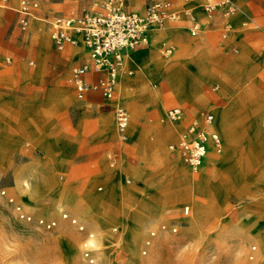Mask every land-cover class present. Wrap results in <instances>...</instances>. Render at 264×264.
Masks as SVG:
<instances>
[{
    "label": "rangeland",
    "instance_id": "374dc122",
    "mask_svg": "<svg viewBox=\"0 0 264 264\" xmlns=\"http://www.w3.org/2000/svg\"><path fill=\"white\" fill-rule=\"evenodd\" d=\"M97 1L37 0L34 17L22 29L20 0H0V264H89L85 241L95 264H264V61L247 67L241 55L247 43L264 51V6L255 12L239 3L238 12L225 18L238 21L236 26L223 35L221 22L209 21L205 39L191 45L188 40L203 34L202 19L209 18L199 16L189 35V4L167 0L179 11L175 23L182 27H158L153 42L132 49H153L162 70L128 52L117 72L109 103L130 110L134 147L125 148L100 90L74 96L67 78L76 59L62 57L49 38L53 16L80 15ZM150 1L124 3L143 8ZM163 36L179 40L168 38V56L155 48ZM186 60L211 77L203 87L199 78L186 77ZM165 80L182 88L184 103L156 97L152 84ZM186 101L197 114L219 106L223 150L195 169L165 152L172 131L164 112ZM106 112L112 134L98 120ZM124 165L133 171L115 176ZM102 167L115 177L102 179Z\"/></svg>",
    "mask_w": 264,
    "mask_h": 264
},
{
    "label": "built area",
    "instance_id": "2783aa9c",
    "mask_svg": "<svg viewBox=\"0 0 264 264\" xmlns=\"http://www.w3.org/2000/svg\"><path fill=\"white\" fill-rule=\"evenodd\" d=\"M197 1L208 16L220 13L227 17L238 9L237 0ZM37 5V0H20L18 12L21 14L22 29L27 26L28 18ZM179 15V11L174 9L167 0H152L141 11L130 9L125 5L124 0H98L97 7L92 11L76 16L54 17L51 21L50 33L53 46L62 50L67 44L82 43L87 54L82 63L71 69L69 82L75 89L76 97L81 99L87 91L97 88L104 98L112 99L115 95L117 70L121 64L124 49L148 43L152 26L163 27L168 23H175ZM186 15L192 20L189 31L194 34L199 26L198 19L193 16L192 9ZM223 29L224 35L229 30L227 22L223 24ZM165 51H170V47H167ZM89 72L100 74L95 83L87 79L86 75ZM113 111L118 135L122 141L126 142L129 114L119 103L113 104ZM182 116L183 112L179 107H172L166 110L164 119L177 122L182 119ZM212 120L213 116L209 112L204 113L200 120H192L181 132L178 141L168 146L186 165L194 169L201 166L210 149L215 152L222 150L219 134L207 129ZM184 212H188V206L184 207ZM62 217L68 216L63 213ZM27 218L29 219L28 216ZM70 221L80 230L84 229L75 218H70ZM39 222L42 223V220ZM53 224L54 222L45 223L47 227ZM161 228H165V225L162 224ZM171 229L176 230L175 227ZM152 235L153 232H150V236ZM87 237L91 238L92 234L87 233ZM149 243L150 241L146 239L145 244ZM145 253L146 250L143 249L142 254ZM83 256L89 264H95L91 244L87 241L84 242Z\"/></svg>",
    "mask_w": 264,
    "mask_h": 264
},
{
    "label": "crops",
    "instance_id": "0c3cea01",
    "mask_svg": "<svg viewBox=\"0 0 264 264\" xmlns=\"http://www.w3.org/2000/svg\"><path fill=\"white\" fill-rule=\"evenodd\" d=\"M98 2V1H97ZM189 5L186 7V10H191L192 9V11H193V13L195 14V15H197L198 17H197V19H199V16H206V17H208L209 19H207V21H205V19H202V22H203V20H204V24H203V26H204V31H203V34H202V36H200V37H198V38H196V39H194V40H188V42L187 43H190L191 45H194V44H196L197 42H199L201 39H205V37L207 36V34H208V30H209V26H208V22L209 21H220L221 22V25H222V29H223V24L225 23V18L226 17H224V16H222L220 13H214L212 16H207V14L205 13V11L201 8V5L198 3V1H195V0H190V1H186ZM239 3H242L243 4V6H244V8H245V6H246V8L248 9V8H253L252 10L253 11H255V12H257V10H256V6H264V0H237V4L239 5ZM2 5V4H1ZM127 7H129L130 9H132V10H137V11H140V10H138V9H135V8H133L131 5H129V4H125ZM2 6H6L5 4L4 5H2ZM146 5H144L143 6V8L145 7ZM173 6V5H172ZM97 7V3L94 5V7L90 10V11H92L93 9H95ZM239 7V6H238ZM143 8H142V10H143ZM173 8L174 9H176V7L175 6H173ZM19 9V8H18ZM18 9H16L17 11H18ZM243 9V8H242ZM244 10V9H243ZM34 11V10H33ZM32 11V12H33ZM236 12H238V10L236 11ZM235 12V13H236ZM246 15V13L244 14V15H239L240 16V19H241V17L242 16H245ZM61 16H76V15H61ZM239 16H238V19H239ZM32 17H34V15L31 13V16L28 18V20L30 19V18H32ZM54 17H56V16H53L49 21H48V24H49V29H50V32H49V38H50V41H51V45H53L52 44V40H51V36H50V33H51V21H52V19L54 18ZM221 17V18H220ZM239 19V20H240ZM227 23H229L230 24V26L231 25H234V26H236L237 24H238V21L235 23V24H232V22L231 21H226ZM168 24H172V25H178V26H180V27H182L179 23H168ZM247 25V21H241V26H246ZM188 32V34L189 35H193L192 33H190V31L188 30L187 31ZM150 40H149V42L148 43H146V44H143V45H145L146 47L151 43V42H153L155 39H156V37H157V34H156V32H154L153 30H151L150 31ZM181 36L182 37H184L185 38V34H184V30H182L181 31ZM168 38H170V37H168V36H163L162 38H160V39H158V41H157V43L155 44V48H156V50H157V45L159 46V54H161V55H164V56H168V54L170 53V51H165V49L167 48V47H170V50H171V44L169 43V39ZM170 39H173V40H176L177 41V43H178V39H175V38H170ZM186 39V38H185ZM74 46H76V47H78V58L74 61V63H73V65L70 67V70H69V73H68V78H67V80H68V82H69V77H70V74H71V69H72V67L73 66H75V65H78V64H80V63H82L85 59H86V56H87V54H86V51H85V48H84V46L82 45V44H78V45H70V44H67V45H65V47L62 49V50H58V49H56L55 47V49L56 50H58V51H61V52H63V51H69L72 47H74ZM224 48L225 47H227V45H225V46H223ZM246 48H248L252 53H253V57H250V53H248L246 50H248V49H246ZM133 48H127V49H124V51H123V54H127L128 52H130V54H135V53H137V52H139L140 51V49H137V50H132ZM234 52H237V48H233L232 49ZM82 54V55H81ZM122 54V55H123ZM160 55V56H161ZM241 55H243V58L244 59H246L247 60V67H249V66H252V67H254L256 64H259V63H261V62H263L264 61V51H260L258 48H256V47H254V44H251V43H247V44H244L243 45V51H242V54ZM188 62V63H187ZM186 63H187V66H188V68H189V70H190V74H186V77L187 78H190V79H192V78H195V77H197V78H199V80H201V83H202V87L204 86V84H205V81L207 80V79H210L211 77H209L208 75H206L205 74V72H204V69H203V67L202 66H199L198 64H195V63H193L191 60H186ZM30 64H32V62L30 63ZM100 76V74H94V73H87V75H86V77H87V79L88 80H90V81H94V79L96 80L98 77ZM132 78H130V80H131ZM214 79V78H213ZM129 80V81H130ZM128 81V82H129ZM70 83V82H69ZM71 84V83H70ZM71 86H72V88H73V93H74V96L76 97V95H75V89H74V87H73V85L71 84ZM202 87H201V92H202ZM88 92L89 91H87L86 92V94L84 95V97L88 94ZM115 93H116V91H115ZM119 97V96H118ZM103 99H104V101H105V103L107 104V105H109L111 108H112V113L114 114V111H113V104L114 103H109V101L111 100V99H106V98H104L103 97ZM191 101H186L185 103H188L187 105H183V104H177V105H172V106H170V107H168L167 109H169V108H172V107H179L181 110H182V112H183V116H182V119L181 120H179V121H177V122H169V121H167V120H165L166 121V124H165V127H168V128H170L171 129V131H172V136L170 137V138H168V141L166 142V145H165V152H166V154H167V156H168V158L169 159H172V160H179L181 163H183V164H185L181 159H180V157L176 154V152L175 151H172V150H170L169 148H168V146H169V144H172V143H176L177 141H178V139H179V136H180V134H181V132L185 129V127L192 121V120H194V119H198V120H200L201 119V117H202V115L204 114V113H206V112H209V113H211L212 114V116H213V120H212V123L210 124V125H208L207 126V129L208 130H213V131H216L218 134H219V136H220V138H221V141H222V150H223V147H224V145H223V137H222V135H221V133H220V130L218 129V126L220 125V123H218V119L216 118V114H217V112H218V110H219V106H215L214 108H212L211 110H212V112L211 111H208V110H202V111H200V113H191L192 111H193V107H190L189 106V103H190ZM184 103V102H183ZM166 105V104H165ZM165 105H164V107H165ZM125 106V105H124ZM161 107V106H160ZM125 108L127 109V111H128V113L131 115V113H130V110L125 106ZM141 108V107H140ZM162 108V107H161ZM147 109V108H146ZM166 109V110H167ZM166 110H165V112H166ZM141 111H143L142 109H141ZM165 112H164V114H165ZM146 115H144L143 116V118L145 117ZM108 118V119H107ZM143 118H141V119H143ZM105 119H107V120H110L111 119V115H110V112L109 113H104V114H102V115H100L99 116V118H98V120H99V123L101 124V126H102V128L103 129H107V133L109 132V126H110V121H108L107 122V120H105ZM140 119V120H141ZM130 120V119H129ZM143 121V120H142ZM114 123H115V116H114ZM135 125H139V126H141L144 130H145V128L141 125V124H135ZM115 130H116V134H117V136H118V140L121 142V144L125 147V148H128L129 146H133V145H131V143H132V140L133 139H135V138H132L131 136H130V132H129V123H128V126H127V129H126V132H127V135H128V140L126 141V142H124V141H122L121 139H120V137H119V135H118V132H117V129H116V125H115ZM146 131V130H145ZM109 133H111L112 134V130L109 132ZM167 139V138H166ZM136 141V140H135ZM137 142V141H136ZM137 145V144H136ZM134 147V146H133ZM136 147V146H135ZM222 150L220 151V152H215V151H213V150H209L208 152H207V154H206V156L204 157V159H203V162H202V164H201V166L203 165V163L208 159V156L209 155H220L221 154V152H222ZM129 153H131V152H129ZM125 155V154H124ZM101 159H103V157H100V161H101ZM151 162H152V164H156L157 162H156V159L154 158V157H151ZM103 166V165H102ZM103 169H104V167H102V170H101V172H100V177L102 178V179H105V180H108V178H110V179H112V178H114L115 176H117L119 173H121V172H128V173H130L129 171H133V170H131V169H129L128 167H126V165H124L121 169H118V172H115L114 173V177H112L113 175H111V174H106V173H104L103 174ZM132 174H134V175H136L135 173H132ZM154 204H156L157 206H159L160 205V203H158V202H155ZM162 204V208H164L165 206H167V199H164V202H162L161 203ZM185 206H188V212H189V205L188 204H184L183 206H182V213L183 214H186L185 212H184V207ZM187 212V213H188Z\"/></svg>",
    "mask_w": 264,
    "mask_h": 264
},
{
    "label": "bare ground",
    "instance_id": "6f19581e",
    "mask_svg": "<svg viewBox=\"0 0 264 264\" xmlns=\"http://www.w3.org/2000/svg\"><path fill=\"white\" fill-rule=\"evenodd\" d=\"M197 1V0H195ZM134 8H142V5L141 4H136L133 6ZM189 10H186V13L188 12ZM237 11V10H236ZM235 11V12H236ZM235 12H233L232 14H234ZM228 21V20H227ZM229 24V23H228ZM230 26V24H229ZM160 26H152V30H155L156 28H158ZM82 44V43H81ZM78 45V44H77ZM83 45V44H82ZM78 47H72L69 51H63L61 53V56L62 57H68L70 59H77L78 58ZM82 55V54H81ZM124 55V59L127 60V54H123ZM136 58H144L145 61H148V64L154 68H159V70L161 69L162 70V61H160L158 58H157V53L153 50V49H148V50H144L142 52H138L136 54H134V56H132V59H136ZM121 59H122V55H121ZM119 69V67H118ZM118 72V70H117ZM169 73V71H168ZM171 74V73H170ZM168 74V75H170ZM173 77V76H172ZM171 77V78H172ZM117 78V77H116ZM169 79V78H168ZM162 80V79H161ZM160 80V81H161ZM167 80H165V82H154L152 84V87L154 89V94L156 95V97L159 99V100H169L171 98H174V97H177L178 101L180 103H183L184 99L182 98V88L181 89H178V88H174V86H171L170 83L166 82ZM172 81V80H171ZM170 81V82H171ZM186 96V95H185ZM186 99V98H185ZM127 110V109H126ZM128 112V111H127ZM18 183V182H17ZM19 184V183H18ZM94 242V241H93Z\"/></svg>",
    "mask_w": 264,
    "mask_h": 264
}]
</instances>
